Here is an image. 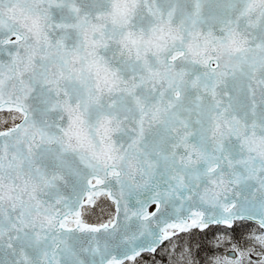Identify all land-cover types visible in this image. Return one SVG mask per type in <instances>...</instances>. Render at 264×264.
Wrapping results in <instances>:
<instances>
[{"label": "snow or ice", "instance_id": "snow-or-ice-1", "mask_svg": "<svg viewBox=\"0 0 264 264\" xmlns=\"http://www.w3.org/2000/svg\"><path fill=\"white\" fill-rule=\"evenodd\" d=\"M0 264H264V0H0Z\"/></svg>", "mask_w": 264, "mask_h": 264}]
</instances>
